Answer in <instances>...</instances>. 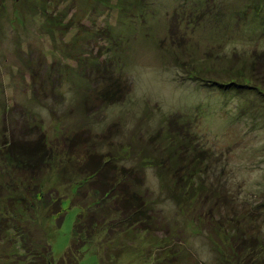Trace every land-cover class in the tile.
<instances>
[{"label":"rangeland","instance_id":"374dc122","mask_svg":"<svg viewBox=\"0 0 264 264\" xmlns=\"http://www.w3.org/2000/svg\"><path fill=\"white\" fill-rule=\"evenodd\" d=\"M109 3L0 0V264L37 262L44 238L60 259L80 213L95 236L77 264H222L234 224L264 236V94L211 80L264 52V0ZM101 154L109 175L133 167L158 227H121L85 167Z\"/></svg>","mask_w":264,"mask_h":264},{"label":"trees","instance_id":"16d2710c","mask_svg":"<svg viewBox=\"0 0 264 264\" xmlns=\"http://www.w3.org/2000/svg\"><path fill=\"white\" fill-rule=\"evenodd\" d=\"M102 2L105 4V6H109L110 4L109 0H102ZM120 7H122V5ZM257 12H259L258 9ZM223 28H226L224 24ZM252 60L253 61L251 62V65H249L247 62V64L244 65L242 63L240 66H233L230 68V70L233 71V76L230 79L219 81V79L214 78L211 80V85L221 87L224 90H232L233 88L242 89L243 87H247L249 89H255L259 93L264 94V66H261V64H264V52H261V54H253ZM96 67L99 68L98 66ZM107 76L110 80L108 79L109 81L107 82V85L101 89L103 95L102 98H107V100L109 99L110 101H114L118 95L117 91L121 86L123 87V85L119 80H111V77L109 75ZM169 147L172 149L173 146L171 145ZM172 150H177V148ZM177 154L180 162L175 165L176 167L173 166V164L166 167L167 170L171 171L173 176L178 178V182L173 184L175 185V188L179 187L177 189L180 192L179 194H183L184 185L186 181L191 178V170L193 168L189 166L190 163H185V152L177 151ZM114 159H116V157H113L112 155L104 156L101 154L96 157L90 156V159L87 161V163H85V167L88 169L87 174L95 176L93 183L94 188H96L95 190L102 191L105 189L106 191H104V193L107 192L110 200L115 205H121V209L119 210L124 214V216H122L121 220L119 221L121 227L123 225L127 227L136 226L143 230H153L154 228L158 227V223L155 221L154 212L152 211L151 204L149 203L150 199L145 192L139 193L140 191L138 190V192L136 191L137 189L134 188L135 181L141 183L140 177L135 175L133 167L126 166H124V169H122L123 174H119L117 171H115L112 175H109L115 168V166H109L111 163L114 164L112 162ZM160 164H162L161 161ZM177 169L180 170L179 174L177 173ZM132 180H134V182L130 183ZM180 197L182 198V195ZM58 203L61 204L60 198L58 199ZM48 205L51 207L50 203ZM60 210H54V208H50L49 211L51 214H54L55 212H60ZM81 217L82 213L77 215L73 226L70 245L66 253L60 259L55 260L54 255H52L51 245L47 239L44 238L38 245L39 247L35 252V254L38 253L37 255H39V259H37V262L33 264H77L78 259L82 254L84 244H90V238L95 236L93 232H88L86 222L83 225L77 224V222L80 223L79 221ZM220 217H222V215H220ZM233 218L234 215L232 214V221H234ZM61 220L62 217H60L58 221V226L60 225ZM98 220L99 219L97 218L95 220L89 219L88 222L91 225V228H93L94 225L99 224ZM103 221H105V218ZM234 226L235 228L232 229L234 230L233 234L236 232L237 235H234V238L232 236L230 237L228 234L226 236H229L232 242H234V250L236 253L238 252L237 255L233 257L236 261H234L232 257L228 256V254L222 256L220 255L222 258V264H264V236H257L253 233L246 235L245 228H242V225L234 224ZM225 231L230 232L228 228H226ZM217 250L218 252L223 253V251H220L218 246ZM231 250L233 252L232 248ZM238 254L243 256L241 262H239Z\"/></svg>","mask_w":264,"mask_h":264}]
</instances>
